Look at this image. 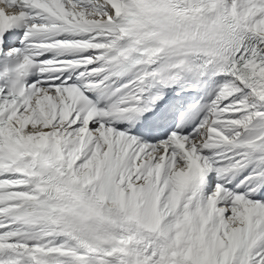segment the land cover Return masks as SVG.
<instances>
[{"label":"snow or ice","instance_id":"1","mask_svg":"<svg viewBox=\"0 0 264 264\" xmlns=\"http://www.w3.org/2000/svg\"><path fill=\"white\" fill-rule=\"evenodd\" d=\"M0 264H264V0H0Z\"/></svg>","mask_w":264,"mask_h":264}]
</instances>
